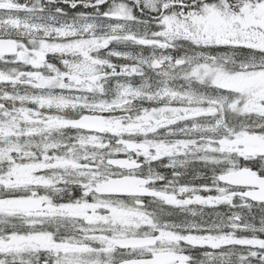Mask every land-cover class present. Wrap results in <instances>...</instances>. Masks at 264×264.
<instances>
[{
    "label": "snow or ice",
    "instance_id": "1",
    "mask_svg": "<svg viewBox=\"0 0 264 264\" xmlns=\"http://www.w3.org/2000/svg\"><path fill=\"white\" fill-rule=\"evenodd\" d=\"M0 264H264V0H0Z\"/></svg>",
    "mask_w": 264,
    "mask_h": 264
},
{
    "label": "flooded vegetation",
    "instance_id": "2",
    "mask_svg": "<svg viewBox=\"0 0 264 264\" xmlns=\"http://www.w3.org/2000/svg\"><path fill=\"white\" fill-rule=\"evenodd\" d=\"M31 106V105H29ZM142 159V158H141ZM162 170V169H161ZM203 170V169H202ZM205 171L206 173V181H205V178H197V179H193L192 177V174L189 173V175L185 178L186 180H191L192 183H195V184H200V183H203V182H207V183H211V172L210 171H207V170H203ZM202 195H205L207 193H201ZM212 195H215V192H212L211 193ZM254 211H257V223L259 221V215H258V210H254Z\"/></svg>",
    "mask_w": 264,
    "mask_h": 264
},
{
    "label": "rangeland",
    "instance_id": "3",
    "mask_svg": "<svg viewBox=\"0 0 264 264\" xmlns=\"http://www.w3.org/2000/svg\"><path fill=\"white\" fill-rule=\"evenodd\" d=\"M110 47H112L111 45H110ZM117 47H119L120 48V50H125L124 48H123V46H117ZM127 50H134V51H139V49L138 48H130V49H127ZM124 61H119V63H123Z\"/></svg>",
    "mask_w": 264,
    "mask_h": 264
},
{
    "label": "trees",
    "instance_id": "4",
    "mask_svg": "<svg viewBox=\"0 0 264 264\" xmlns=\"http://www.w3.org/2000/svg\"><path fill=\"white\" fill-rule=\"evenodd\" d=\"M20 2H25V0H20ZM114 62L119 63L118 60L114 59Z\"/></svg>",
    "mask_w": 264,
    "mask_h": 264
}]
</instances>
